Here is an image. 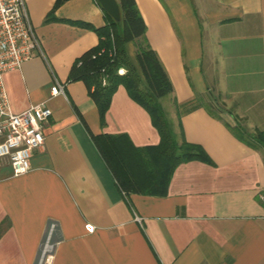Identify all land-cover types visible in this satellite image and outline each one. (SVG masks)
<instances>
[{
  "label": "crops",
  "instance_id": "1",
  "mask_svg": "<svg viewBox=\"0 0 264 264\" xmlns=\"http://www.w3.org/2000/svg\"><path fill=\"white\" fill-rule=\"evenodd\" d=\"M55 1L26 0L42 52L4 73L12 110L47 99L52 114L28 172L0 160V264H37L52 221L54 264H264V0H136L173 83L160 103L207 154L180 163L165 195L124 193L92 138L158 144L149 112L120 85L103 122L85 81H68L100 40L81 22L105 25V9L66 0L47 20ZM127 53L136 64L133 42Z\"/></svg>",
  "mask_w": 264,
  "mask_h": 264
},
{
  "label": "trees",
  "instance_id": "2",
  "mask_svg": "<svg viewBox=\"0 0 264 264\" xmlns=\"http://www.w3.org/2000/svg\"><path fill=\"white\" fill-rule=\"evenodd\" d=\"M65 1L56 0L46 19L49 20ZM118 3L120 21L105 10V25L96 27L81 22L95 30L100 40L74 62L68 81H85L103 122L120 85H124L129 95L149 112L160 134L158 144L136 147L122 134H92V138L122 191L165 195L172 174L180 163L207 158V154L199 144L178 140L160 103V98L173 91V83L157 52L146 39L145 19L136 0H118ZM129 42L135 45L136 64L127 53ZM120 66L126 67L125 74L118 73ZM255 138L263 143L264 132H259Z\"/></svg>",
  "mask_w": 264,
  "mask_h": 264
},
{
  "label": "built area",
  "instance_id": "3",
  "mask_svg": "<svg viewBox=\"0 0 264 264\" xmlns=\"http://www.w3.org/2000/svg\"><path fill=\"white\" fill-rule=\"evenodd\" d=\"M38 51L42 52V46L29 17L26 0H0V160H9L14 175L31 169L34 150L44 144L43 127L52 109L45 99L20 112L12 110L4 73L21 68L22 63ZM126 71L125 66L118 68L119 74H125ZM58 94H65V85L56 78L51 95ZM261 197L264 199V196ZM56 227L57 223L52 221L37 264H54L59 244L53 238ZM86 227L88 231L94 229L91 224H86Z\"/></svg>",
  "mask_w": 264,
  "mask_h": 264
},
{
  "label": "water",
  "instance_id": "4",
  "mask_svg": "<svg viewBox=\"0 0 264 264\" xmlns=\"http://www.w3.org/2000/svg\"><path fill=\"white\" fill-rule=\"evenodd\" d=\"M117 21L121 20V12L118 0H97Z\"/></svg>",
  "mask_w": 264,
  "mask_h": 264
}]
</instances>
